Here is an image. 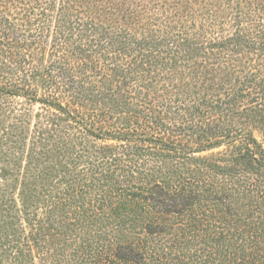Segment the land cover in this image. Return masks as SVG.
I'll return each instance as SVG.
<instances>
[{
  "label": "trees",
  "instance_id": "trees-1",
  "mask_svg": "<svg viewBox=\"0 0 264 264\" xmlns=\"http://www.w3.org/2000/svg\"><path fill=\"white\" fill-rule=\"evenodd\" d=\"M0 264H264V0H0Z\"/></svg>",
  "mask_w": 264,
  "mask_h": 264
}]
</instances>
